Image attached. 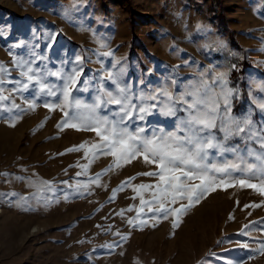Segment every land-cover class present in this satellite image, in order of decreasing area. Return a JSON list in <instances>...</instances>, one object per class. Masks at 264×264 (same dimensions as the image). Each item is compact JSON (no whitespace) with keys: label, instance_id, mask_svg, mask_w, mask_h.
Wrapping results in <instances>:
<instances>
[{"label":"rangeland","instance_id":"1","mask_svg":"<svg viewBox=\"0 0 264 264\" xmlns=\"http://www.w3.org/2000/svg\"><path fill=\"white\" fill-rule=\"evenodd\" d=\"M69 8L74 9L71 15L63 16V10ZM222 16L225 24L236 30L240 47H235L229 33L221 29ZM198 19L212 28L195 29ZM0 28L8 33L0 38V63L9 69L13 68L12 55L23 51L12 48L20 40L39 44L37 51L49 55L53 70L61 59L74 62L78 54L85 60L86 77L99 75L107 83L109 72L123 68L120 82L132 85L134 97L141 91L156 96L153 115L141 125L146 135H160L161 129L177 132L178 124L184 121L182 128L194 127L199 137L206 140L212 136L225 149L223 154L211 150L209 164L232 162L244 167L245 163H256L247 153L249 147L260 150L249 131L264 132V0H0ZM48 33L53 36L51 49L45 48ZM225 38L227 46L220 43ZM105 44L107 48H102ZM232 50L252 63L244 76L252 105L242 112L233 109V99L239 97L240 90L231 86L229 77L241 58ZM97 51L114 52L111 60L101 57L103 71L101 64L93 62ZM17 75V71L11 72L13 78ZM201 85H205L201 98L212 95L214 99L212 129L188 123L190 115L204 109L203 104L192 106L194 97L190 94ZM32 95V91L25 93ZM75 95L85 103L93 102L91 90ZM15 102L22 104L19 98ZM166 104L174 108L173 115L160 113L159 108ZM115 107H103L101 112L108 115ZM0 116V173L10 174L0 175V194L33 196L36 189L16 176L50 181L55 186V191L40 193L52 201L47 206L43 199H32L25 209L15 206L17 197L0 196V264H220L221 259L232 264H264V255L255 251L264 241V196L257 189H218L179 217L176 228L172 227L173 217L154 219L146 207L140 219L129 225L127 221L138 215L135 209L142 207L139 197L126 187L108 202L112 189L133 176L137 177L133 185L154 183L153 178L137 175L154 168L133 161L101 178L107 188L93 185L91 194L73 193L65 200L63 197L73 192L65 181H85L112 162L110 157H100L86 176L76 177L80 169L70 165L77 161L85 164L83 153L58 155L84 141H94V133L58 130L62 113L42 106L14 126L9 124L8 112ZM136 127L131 122L133 131ZM238 127L245 131L237 135ZM223 129L233 134L226 139ZM177 135L184 138L185 132ZM237 153L245 159H236ZM247 182L260 185L259 179ZM143 195L150 199L149 192ZM254 204L261 206L250 207ZM142 222L146 223L135 226ZM246 225L249 235L244 236L241 231ZM221 240L224 242L218 243ZM244 243L249 247H240ZM109 244L118 246L105 247Z\"/></svg>","mask_w":264,"mask_h":264},{"label":"snow or ice","instance_id":"2","mask_svg":"<svg viewBox=\"0 0 264 264\" xmlns=\"http://www.w3.org/2000/svg\"><path fill=\"white\" fill-rule=\"evenodd\" d=\"M73 10L72 8L64 9L63 16H70ZM7 35L8 33L0 28V38ZM33 36L35 37V33ZM44 40L47 42L45 48L51 49V42L53 41L51 33L46 34ZM39 47V44H28L24 40L15 42L12 48L23 49V51L18 55H12L13 68L9 69L0 63V114L8 112L10 114L9 124L14 126L24 115L34 112L42 106L49 112L59 111L62 113L64 118L57 123L56 128L58 130L71 128L94 133V141H84L78 146L58 154L83 153L85 164L81 165L77 161L76 164L70 165V167L80 169L77 171L76 177L86 176L91 165L100 157H110L112 161L102 172L87 176L85 181L77 179L75 184L65 181L64 183L73 190L63 197L65 200L69 199L73 193L81 196L86 192L91 194L90 190L93 185L107 188V185L101 183V178L115 169L131 164L133 161L142 162L145 166L154 168V170L143 171L137 175L153 178L155 182L133 185L132 181L137 178L133 176L123 181L117 188L112 189V195L108 202H112L117 193L126 187H131L132 192L139 197L142 207L135 209L138 215L127 221L129 225H134V220L140 219V214L146 207L148 212L153 213L154 219L173 217L172 227L176 228L179 217L218 189L226 191L235 186H239L241 189L247 187L257 189L264 196V187H262L264 186V132L257 134L255 130L249 131V135L256 140L260 149L258 151L256 148H248L247 154L249 157L255 158V164L245 163L244 167L232 162H226L222 165L209 164L206 153L202 154L198 160H193L177 145L185 142L204 141L205 139L196 134L194 127L182 128L180 125L185 123L184 121H181L177 126V132H185L183 140L177 135V132L165 133L163 129L160 130V135L153 133L148 136L145 134V128L141 125L153 115L157 104L152 102L156 100V96L141 91L137 97H134L131 92L132 85L123 86L120 82L121 74L125 72V69L121 68L116 73L109 72L107 83L99 75L94 74L86 77L83 73L85 60L78 54L74 62L61 59L60 66L53 70L49 66V55L37 51ZM101 47L107 48V45ZM94 55L97 59L93 62L101 64L103 71L104 62L101 57L111 60L114 52L97 51ZM13 70L18 72L15 78L11 76ZM50 78H55L58 83L53 82ZM93 81L96 83L93 84ZM90 90L94 93L92 103H85L75 95V93H85ZM29 91H32L33 95L31 97L25 96V93ZM16 98L21 99L22 104H17ZM113 105L116 107L111 113L102 114L101 108ZM159 111L165 116L174 114V108L167 104L160 107ZM49 118L46 117V120ZM131 122L137 124L135 131L131 129ZM193 122L196 125L199 124L197 117L190 115L188 123ZM245 123H250V121ZM223 131L226 139L233 134L229 129H223ZM244 131V127L235 129L238 135ZM216 147L223 154L225 149L219 144ZM228 151L234 150L228 149ZM236 159L243 160L245 158L237 153ZM0 175L9 176L10 174L0 173ZM14 178L19 181H26L29 187L36 189L31 198L22 197L18 193L0 194V196L17 197L15 206L26 209L32 199L37 202L43 199L45 206L52 202L47 197H41L40 193L55 191L53 182L32 180L23 176ZM249 178L259 179L260 185L248 183ZM145 192H149L150 199L144 198L143 193ZM8 203L11 204L12 201L9 200ZM260 206L254 204L250 207ZM245 207L249 206L246 205ZM127 211H133V208H128ZM118 215L123 217V212L118 213ZM144 223L146 222L135 226L141 227ZM248 228L249 226H244L241 235H249ZM116 235L120 234L116 233ZM121 239H127V237L121 236ZM223 242L221 240L218 243ZM116 246L118 245L109 244L105 247L113 248ZM240 247L248 248L249 245L244 243ZM255 251L264 255V241L259 243V247ZM220 264H232V262L221 259ZM235 264H239V262L236 261Z\"/></svg>","mask_w":264,"mask_h":264},{"label":"clouds","instance_id":"3","mask_svg":"<svg viewBox=\"0 0 264 264\" xmlns=\"http://www.w3.org/2000/svg\"><path fill=\"white\" fill-rule=\"evenodd\" d=\"M86 2V0H85ZM253 14H255V12H253ZM176 16H179L180 13L176 12L175 13ZM194 28L195 29H202V28H212V25L207 24L205 21L198 19L195 24H194ZM220 43L222 45L227 46L228 45V40L222 39L220 41ZM166 51V49H165ZM233 51V55L237 56V57H241L240 53L237 52L236 50H232ZM262 51H264V49H262ZM261 65H264V59H261ZM253 66H256L255 63L253 62ZM262 70H264V67H262ZM227 73H223V75H226ZM205 85H201L200 88L196 89L195 91H193L192 93H190L193 97H194V102H193V107H195L196 104H203L204 105V109L203 111H198L197 112V120L199 121L198 125H203L205 128L207 129H212L213 128V119L214 116L212 115V113L215 112V103H214V99L212 97V95H208L206 97H204L203 99L201 98L200 93L204 90ZM183 98V97H181ZM195 123V122H194ZM238 135V134H237ZM181 138V137H180ZM181 140H183V138H181ZM218 143L216 142V140H213L212 136H209L206 140L204 141H194L192 143H182V144H178L177 147L187 153L193 160H198L199 157L206 153L207 154V160L210 158V151L213 149H217L216 145ZM212 164H218V163H212Z\"/></svg>","mask_w":264,"mask_h":264},{"label":"trees","instance_id":"4","mask_svg":"<svg viewBox=\"0 0 264 264\" xmlns=\"http://www.w3.org/2000/svg\"><path fill=\"white\" fill-rule=\"evenodd\" d=\"M226 19L222 16L221 29L229 33L232 44L236 47L240 44L236 39V30L228 27L226 24ZM252 67V63L246 57H243L233 68L230 74V83L233 87H238L240 90L239 97L233 99V109L235 112H242L247 109L249 105H252L251 99L248 92L247 81L244 78L248 69ZM264 76V71H263Z\"/></svg>","mask_w":264,"mask_h":264},{"label":"bare ground","instance_id":"5","mask_svg":"<svg viewBox=\"0 0 264 264\" xmlns=\"http://www.w3.org/2000/svg\"><path fill=\"white\" fill-rule=\"evenodd\" d=\"M2 211L0 210V213H1Z\"/></svg>","mask_w":264,"mask_h":264}]
</instances>
